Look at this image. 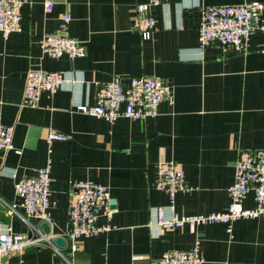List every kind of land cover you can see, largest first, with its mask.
<instances>
[{
	"label": "crops",
	"instance_id": "0c3cea01",
	"mask_svg": "<svg viewBox=\"0 0 264 264\" xmlns=\"http://www.w3.org/2000/svg\"><path fill=\"white\" fill-rule=\"evenodd\" d=\"M26 1L22 31L7 37L0 32V119L15 125L14 149L0 153V200L20 201L15 182L51 160L53 223L47 235L64 237L66 245L52 241L57 249L45 240L0 264H159L164 252L196 242L202 264H264V215L230 225L157 224L161 213L227 210L240 154L264 148V33H252L244 50H222L218 43L201 48L199 39L201 6L254 0H162L150 8L156 27L147 40L134 25L136 5L149 0H50L51 12L48 0ZM65 14L72 16L69 34L86 44L84 57L51 58L41 48L43 36L59 30ZM31 69L66 76L53 96L41 94L36 107L22 104ZM117 74L126 85L131 76L160 78L172 86L174 101L163 100L156 116L114 123L77 109L94 104L100 86ZM51 129L69 139L49 145ZM170 161L183 165L190 188L178 191L174 202L157 185V165ZM83 179L108 187L113 229L81 237L72 251L68 209L73 183ZM244 205H256L253 190ZM41 223L13 214L10 223L0 220V233L36 236ZM98 223L106 224V216Z\"/></svg>",
	"mask_w": 264,
	"mask_h": 264
},
{
	"label": "built area",
	"instance_id": "2783aa9c",
	"mask_svg": "<svg viewBox=\"0 0 264 264\" xmlns=\"http://www.w3.org/2000/svg\"><path fill=\"white\" fill-rule=\"evenodd\" d=\"M162 0H149L148 3L136 5L134 27L143 39L152 37L156 20L151 6ZM26 0H0V32L9 36L12 32L22 31L21 8ZM46 11L51 12L54 2L48 0ZM72 16H63L62 27L54 32L46 33L40 41L41 48L51 58L67 56L70 59L84 57L87 54L86 44L71 36L68 24ZM264 33V1L254 0L242 4H218L201 6V23L199 26L200 47L218 43L222 50L233 47L244 50L248 40L255 31ZM66 80L63 71H44L31 69L26 79L23 105L36 107L40 103L44 91L52 96ZM165 99L174 101V90L170 84L153 76H131L129 84L124 83L122 75H114L112 79L100 86L94 104H79L77 109L110 123L121 117L132 120H143L156 116L159 106ZM15 125L4 124L0 119V153L14 149ZM69 136L56 129H51L47 142L51 145L56 140L65 141ZM52 164L38 168L33 176L23 177L15 182L16 194L20 201L9 203L10 214H17L24 221L30 218L39 223H53L51 212ZM157 185L168 192L172 202L178 191H187L185 170L177 162H160L157 165ZM74 195L68 209L69 229L67 237L71 241L72 251L79 248L81 237H90L113 229L111 224V197L108 187L91 179L76 180L73 183ZM254 191L256 205L247 208L244 200ZM230 204L225 211L207 213L174 214L171 217L163 213L159 215L157 224L164 228L177 229L186 224L226 223L230 225L238 218H254L264 215V148L247 150L240 154L235 164V180L229 186ZM174 208V205H172ZM103 214L107 223L100 225L99 216ZM36 236L15 231L0 233V260L11 253L23 250L28 245L48 241L53 244L50 235L41 227L35 229ZM57 249L58 247L53 244ZM204 258L200 253L199 242L190 249L168 250L159 259V264H202ZM108 264V263H106Z\"/></svg>",
	"mask_w": 264,
	"mask_h": 264
},
{
	"label": "water",
	"instance_id": "95a60500",
	"mask_svg": "<svg viewBox=\"0 0 264 264\" xmlns=\"http://www.w3.org/2000/svg\"><path fill=\"white\" fill-rule=\"evenodd\" d=\"M111 203H114V202L111 201ZM11 219H12V214L9 213V206L0 200V220L5 221L6 223H10ZM41 228L43 229L44 233L50 234L51 228L47 222H42ZM32 234L33 233L30 232L29 236H32ZM52 241L62 248L66 245V240L64 239V237H61V236L52 238Z\"/></svg>",
	"mask_w": 264,
	"mask_h": 264
}]
</instances>
